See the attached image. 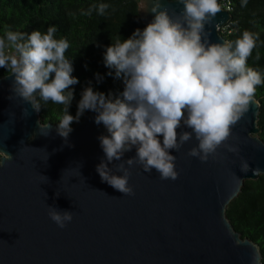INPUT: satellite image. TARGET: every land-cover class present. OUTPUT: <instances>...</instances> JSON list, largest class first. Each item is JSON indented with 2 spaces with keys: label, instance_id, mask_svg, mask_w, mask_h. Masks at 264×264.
Listing matches in <instances>:
<instances>
[{
  "label": "water",
  "instance_id": "95a60500",
  "mask_svg": "<svg viewBox=\"0 0 264 264\" xmlns=\"http://www.w3.org/2000/svg\"><path fill=\"white\" fill-rule=\"evenodd\" d=\"M161 3L176 14L183 9L180 0ZM143 4L142 30L154 18L152 0L149 10H141ZM228 18L222 8L205 25L210 43L226 41L219 28ZM13 81L10 72L0 76V150L13 156L0 167V264H251L254 253L261 258L258 245L241 236L225 214L244 181L264 175L255 98L206 162L187 155L198 145L194 134L179 151L171 150L176 180L131 166L135 194L129 196L97 172L103 160L123 174L115 167L120 161L106 160L99 137L111 134L95 123L98 113L86 110L64 138L58 125L44 122L30 102L15 96ZM38 121L50 125L48 135L47 129L41 135ZM183 131L191 129H178ZM134 155L135 149L123 159ZM49 206L73 212L72 221L60 228Z\"/></svg>",
  "mask_w": 264,
  "mask_h": 264
},
{
  "label": "clouds",
  "instance_id": "9594fccd",
  "mask_svg": "<svg viewBox=\"0 0 264 264\" xmlns=\"http://www.w3.org/2000/svg\"><path fill=\"white\" fill-rule=\"evenodd\" d=\"M180 2L183 9L176 14L161 0H152L151 22L107 46L106 67L124 77L122 98H107L89 86L82 92L75 116L68 108L74 98L70 86L78 79L71 75L73 67L65 56L69 42L55 38L56 27L49 26L46 33L33 30L26 38L25 33L6 28L0 36V68L14 75L15 96L30 102L36 111L41 107L37 97L65 106L57 126L60 136L67 138L72 122H78L86 110L98 113L95 123H103L111 134L99 137L106 160L120 161L115 167L123 174L113 173L103 160L97 172L102 181L125 195L135 194L129 184L133 165L145 172L155 169L162 180H176L179 174L171 150L179 151L193 134L198 145L187 155L206 162L228 140L254 102L256 87L264 83L261 74L246 64L256 46L253 33L244 31L234 45L210 43L205 25L222 10L218 0ZM108 7L100 4L96 10L103 15ZM141 10H149L147 0ZM23 111L28 115L26 108ZM182 126L191 131L178 132ZM38 127L41 135L45 129L49 134L48 123L38 121ZM133 149L135 155L124 160V154ZM12 159V154L0 150V167ZM48 215L60 228L73 219V212L54 206H49ZM251 264H260L258 253Z\"/></svg>",
  "mask_w": 264,
  "mask_h": 264
},
{
  "label": "trees",
  "instance_id": "16d2710c",
  "mask_svg": "<svg viewBox=\"0 0 264 264\" xmlns=\"http://www.w3.org/2000/svg\"><path fill=\"white\" fill-rule=\"evenodd\" d=\"M139 3L140 0H0V36L6 28L23 32L26 38L33 30L46 33L49 26L56 27L55 38L69 42L65 56L73 67L71 75L78 79L77 84L70 86L74 98L68 108L69 114L75 116L82 92L89 86L107 98H122L123 74L117 77L114 68L106 67L104 54L117 37L127 39L137 28L142 30ZM100 4L109 6L103 15L96 10ZM220 5L229 12V18L219 28L226 41L234 45L244 31L257 37L246 64L264 78V0H220ZM90 8L91 15L83 14ZM7 72L0 68V76ZM254 98L260 103L258 136L264 140V83L256 87ZM37 99L43 121L58 125L65 106ZM225 214L241 236L258 245L260 262L264 264V175L245 180L226 205Z\"/></svg>",
  "mask_w": 264,
  "mask_h": 264
}]
</instances>
